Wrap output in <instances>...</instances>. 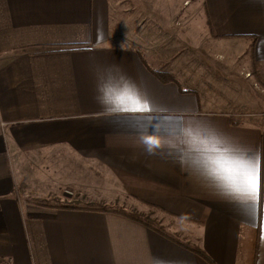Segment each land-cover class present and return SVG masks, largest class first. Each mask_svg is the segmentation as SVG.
I'll return each instance as SVG.
<instances>
[{
  "label": "crops",
  "instance_id": "0c3cea01",
  "mask_svg": "<svg viewBox=\"0 0 264 264\" xmlns=\"http://www.w3.org/2000/svg\"><path fill=\"white\" fill-rule=\"evenodd\" d=\"M110 8L111 0H0V264H209L185 245L214 264H264V200L225 197L167 147L142 143L194 117L264 157V128L202 106L198 89L180 83L202 73H185L163 44L145 55L109 45ZM201 11L215 73L235 75L234 56H245L264 79V0H201ZM100 73L135 82L156 109L107 110ZM156 115L172 119H147ZM66 189L102 204L60 207Z\"/></svg>",
  "mask_w": 264,
  "mask_h": 264
},
{
  "label": "rangeland",
  "instance_id": "374dc122",
  "mask_svg": "<svg viewBox=\"0 0 264 264\" xmlns=\"http://www.w3.org/2000/svg\"><path fill=\"white\" fill-rule=\"evenodd\" d=\"M109 29V45L131 47L143 55L145 49L158 50L163 44V50L178 53L174 60L186 62L185 73H202L197 76L201 81L194 77L189 82L191 75H187L188 83L182 77L180 80L181 85H194L198 89L195 91L202 106L223 111L235 122L256 123L264 128V88L254 80L245 56H234L230 68L235 75H226L223 66H220L219 74L215 73L216 59L210 46L206 49L201 0H111ZM201 47L206 51H202ZM246 72H250L251 76H246ZM63 195H59V203L88 207L94 206V203L95 206L102 204L85 202L81 195L74 192L64 191ZM145 212L150 223L164 228V219L156 210Z\"/></svg>",
  "mask_w": 264,
  "mask_h": 264
},
{
  "label": "clouds",
  "instance_id": "9594fccd",
  "mask_svg": "<svg viewBox=\"0 0 264 264\" xmlns=\"http://www.w3.org/2000/svg\"><path fill=\"white\" fill-rule=\"evenodd\" d=\"M121 89L101 93V103L107 110L116 106ZM149 152L167 147L182 167L194 171L202 180L225 197H238L247 174L255 164L256 155L234 143L197 118H176L168 131H151L142 136ZM259 154V153H258ZM260 155V154H259ZM260 158L264 160V157Z\"/></svg>",
  "mask_w": 264,
  "mask_h": 264
},
{
  "label": "snow or ice",
  "instance_id": "6c2138e0",
  "mask_svg": "<svg viewBox=\"0 0 264 264\" xmlns=\"http://www.w3.org/2000/svg\"><path fill=\"white\" fill-rule=\"evenodd\" d=\"M97 89L100 93H104L105 96L108 93L120 88L121 94L116 97V106L110 107L108 110L112 112H152L156 109V105L149 97L146 90L139 87L135 82L120 78L119 82H113L111 76L107 79L103 73L98 74ZM164 109H161L163 111ZM148 120H157L166 122L172 119V117L164 115L148 116ZM182 119V118H181ZM153 130H158L155 125L152 126ZM164 131H168L169 127L164 124ZM239 198L251 199L253 203L264 200V160L260 158L257 153L255 164L251 171L247 174L243 186L238 190ZM264 227V225H262ZM264 235V233H262Z\"/></svg>",
  "mask_w": 264,
  "mask_h": 264
},
{
  "label": "trees",
  "instance_id": "16d2710c",
  "mask_svg": "<svg viewBox=\"0 0 264 264\" xmlns=\"http://www.w3.org/2000/svg\"><path fill=\"white\" fill-rule=\"evenodd\" d=\"M144 61V60H142ZM146 68L156 77L158 78L159 80L163 81V82H167V81H171V82H174L176 83V85L178 86L179 90H183L180 86V84L176 81V79L169 73V72H166V71H161V70H157V69H152L149 65H147L145 62H144ZM251 73H252V76L254 78V80L264 88V79L261 77L260 73H259V70L257 68L256 65L252 64L251 65ZM77 205H74L72 203H68V202H63L60 207H63V208H75ZM128 216L130 217H133V218H137L135 217L133 214H127ZM186 247H188L190 250H192L193 252L199 254L200 256H202L203 258H205L209 264H214L200 249L198 248H195V247H189L187 245H185Z\"/></svg>",
  "mask_w": 264,
  "mask_h": 264
},
{
  "label": "built area",
  "instance_id": "2783aa9c",
  "mask_svg": "<svg viewBox=\"0 0 264 264\" xmlns=\"http://www.w3.org/2000/svg\"><path fill=\"white\" fill-rule=\"evenodd\" d=\"M245 75L248 76V77L251 76L250 72H246ZM66 192H67V193H71L70 190H66Z\"/></svg>",
  "mask_w": 264,
  "mask_h": 264
}]
</instances>
